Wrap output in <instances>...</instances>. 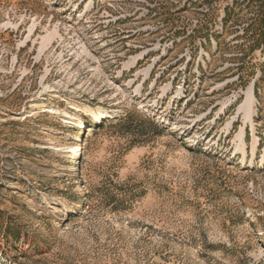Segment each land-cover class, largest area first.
<instances>
[{"label": "rangeland", "instance_id": "1", "mask_svg": "<svg viewBox=\"0 0 264 264\" xmlns=\"http://www.w3.org/2000/svg\"><path fill=\"white\" fill-rule=\"evenodd\" d=\"M263 14L0 0V264H264Z\"/></svg>", "mask_w": 264, "mask_h": 264}, {"label": "bare ground", "instance_id": "2", "mask_svg": "<svg viewBox=\"0 0 264 264\" xmlns=\"http://www.w3.org/2000/svg\"><path fill=\"white\" fill-rule=\"evenodd\" d=\"M80 109H83V108H85V105H80V106H78ZM89 111L93 114V116H94V119L96 120V122H99L101 119H104V118H111V117H113L114 116V113L113 112H110V111H100V112H98V113H96L95 112V110L93 109V108H89ZM72 124H74L75 126H77V127H79L80 128V126H82L83 124H87V122L86 121H81V120H79V118H77V120L76 121H72L71 122ZM83 128H84V126H83ZM73 152H75V154L77 155L78 154V152H80V154H79V156H78V158L81 156V153H82V150L79 148L78 150H73ZM75 155V156H76ZM75 168H73V170H74Z\"/></svg>", "mask_w": 264, "mask_h": 264}, {"label": "trees", "instance_id": "3", "mask_svg": "<svg viewBox=\"0 0 264 264\" xmlns=\"http://www.w3.org/2000/svg\"><path fill=\"white\" fill-rule=\"evenodd\" d=\"M252 38L259 45H264V14L259 16L258 20H256L255 31L252 33Z\"/></svg>", "mask_w": 264, "mask_h": 264}]
</instances>
